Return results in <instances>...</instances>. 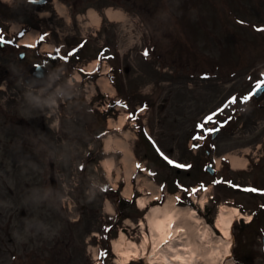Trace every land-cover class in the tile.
<instances>
[{
	"label": "rangeland",
	"instance_id": "obj_1",
	"mask_svg": "<svg viewBox=\"0 0 264 264\" xmlns=\"http://www.w3.org/2000/svg\"><path fill=\"white\" fill-rule=\"evenodd\" d=\"M107 1L85 0L84 7H101L109 4ZM156 1L161 3L154 5ZM186 1L191 3L192 0ZM181 3L182 0H119L118 7L115 6L114 9L123 12V18L118 19L114 27L117 29L112 37L115 39L112 47L115 57L109 63L114 66L110 80L119 89L112 95L106 94L105 98L118 97L116 102L122 104L120 107L125 106L123 99L130 108L141 105L142 110L133 115L135 118L127 119L128 122L132 119L131 124L120 129L116 125L118 118L125 116L127 110L119 107L111 116L106 115L104 140L99 144L94 143L86 132L88 125L89 131L96 136L102 126L101 117L97 119V111L93 108L94 102L91 105L86 103L83 85L76 83L67 88L73 112L81 109V114L73 115V135L66 141L50 134L48 129L42 130L40 122L45 114L60 116L56 109L59 107L56 96L52 92H41V95L27 93L23 97V105L18 108L22 123L34 124L36 139L40 137L49 144L44 145L45 150L35 149L39 159L11 160L8 173H4L8 189L5 191L4 186H0V264H30L23 246L29 243L28 248H35L29 236L36 233L43 234L40 237L42 245L50 244L51 248H55L52 253L62 252L54 257L55 261L58 260L55 264L121 262L120 255L112 251V240L117 239L122 231L139 245L143 232L150 236V226L147 222L143 226L137 225L140 219L145 221L142 218L145 211L141 214L136 205L128 209L126 215L129 217L118 224L111 220L107 222L104 197L108 195L113 199L114 193L110 190L102 193L99 187L105 182L116 187L119 182L123 194L129 191L132 196L136 192L151 200L155 193L158 198L163 193V198L159 200L163 202L179 193L178 181L184 185L186 192L177 198L180 202L191 200L193 203L195 199V207L203 211L200 216L205 211L209 212L206 218L201 217L212 228L215 238L221 234L215 227L220 204L241 203L248 213L258 210L256 220L249 225L235 221L230 237L232 256L225 259L224 264H264L260 239L264 234V210L257 207L263 202L264 193L257 190L252 191L255 195L242 193L220 182L217 185L213 182L220 176L219 179L233 178L234 183L252 185L254 189L264 185V96L262 100L251 95L246 100L243 97H247L250 84L262 79L264 72V0H197V10L192 11L189 5L190 12L178 15L177 7ZM16 4L13 3V6ZM82 7L76 12L82 14L79 29L85 32L94 24L87 25ZM16 10L15 15V9L7 13L10 14L8 21L17 19L13 22L24 20L37 25L34 20H41L44 29L50 24V28L56 30L59 23L65 27V22L55 14L49 21L50 18L35 16L30 9L27 13ZM112 28L111 24L103 25V31H111ZM65 30L69 31L70 25ZM54 33L52 41L56 37ZM46 39L48 43L52 42ZM70 39L69 44H73L77 38ZM87 54L84 53L83 58H87ZM80 57L78 66L86 62ZM14 65L18 66L17 63ZM20 88L24 89L17 87ZM62 90L65 91L64 87ZM29 97L41 102L32 103ZM54 97L55 103L46 102L54 100ZM233 97L239 100L231 108ZM83 113L88 123L83 120ZM212 113L215 116L206 122L205 117ZM198 122L203 124L202 129H198ZM211 128H219L213 138L212 132L207 131ZM192 132L195 135L188 138ZM200 138L203 140L201 143L198 141ZM108 139L109 147L106 146ZM122 141H125L126 149L119 146ZM98 147L113 151L107 154L103 148L97 150ZM226 153L246 156L249 159L247 170L233 173L228 161L223 158ZM49 155L55 164L59 187L55 196L49 184ZM103 157L113 158L110 174L100 163ZM122 157L128 159L132 172L129 177L126 176ZM220 157L221 161L217 160ZM168 160L174 163L170 164ZM131 162L134 165L132 169ZM145 164L154 170V176L152 172L147 175ZM176 164L190 167H176ZM207 164L218 171L209 174L205 169ZM177 169L180 170L178 174ZM206 183H211L210 187H204ZM174 190L176 192L172 194ZM201 196H206L207 208L204 206L202 209L198 205ZM49 198L51 201H48ZM177 198L174 201L178 205ZM34 206L50 210L53 218L38 219L33 213ZM22 210L26 216L20 215ZM64 236L68 238L67 252L57 248V242L66 238ZM110 240V252L101 251L100 247L109 244ZM140 252L141 246L139 255ZM22 253L26 255L24 260ZM95 254H98V260ZM39 264L51 263L43 259ZM130 264H144V261L140 259Z\"/></svg>",
	"mask_w": 264,
	"mask_h": 264
},
{
	"label": "bare ground",
	"instance_id": "obj_2",
	"mask_svg": "<svg viewBox=\"0 0 264 264\" xmlns=\"http://www.w3.org/2000/svg\"><path fill=\"white\" fill-rule=\"evenodd\" d=\"M107 14L110 18L123 17V13L119 10L108 9ZM35 37L34 33H30L27 37L25 36L23 41L33 44ZM94 63L89 69L95 65ZM104 74L105 72L101 73L99 78L102 91L113 92V87ZM125 120L126 116L119 119L116 124L119 129ZM121 143L119 146L125 148L123 141ZM106 146L109 147V140H107ZM228 157L233 166L245 165V159H240L236 155H228ZM102 163L110 172L113 166L112 159H104ZM123 163L126 174L129 175L128 159L123 157ZM132 166L131 162V168ZM125 194L128 195L129 191ZM152 197L155 198L156 193ZM147 201L145 196H139L137 198L138 207L143 208ZM205 201L206 199L203 197L200 203L203 204ZM106 209L112 211L108 201ZM240 216L248 218L249 214L244 215L236 206L220 205L216 217V227L221 234L215 238L212 228L197 215L196 209L178 206L174 203L173 197L169 196L162 204L151 205L146 212L145 218L150 225V236L143 233L141 243L138 245L121 231L118 239L113 240V248L123 258V264L131 262L128 261L129 258L139 256V246H141L143 257H147L145 264H224V260L231 256V224L236 217ZM139 224L144 225V222L141 220ZM150 241L152 246L151 249H148L147 245Z\"/></svg>",
	"mask_w": 264,
	"mask_h": 264
},
{
	"label": "flooded vegetation",
	"instance_id": "obj_3",
	"mask_svg": "<svg viewBox=\"0 0 264 264\" xmlns=\"http://www.w3.org/2000/svg\"><path fill=\"white\" fill-rule=\"evenodd\" d=\"M4 54L6 56H13L14 54V50L13 49H8L6 51H4ZM29 55L26 54V56H24V58H28ZM24 62H27L26 65H22ZM36 62H29L28 60H23L20 59V62H18V66L16 68V66L13 67H9V68H5V73H6V77L8 78V80L10 82H13L14 80H19L22 79V77L27 73V71L30 69V67ZM57 78H60V76H57ZM15 93H17L18 95V101H20L22 99V94L24 93L23 89H18L14 91ZM8 93V91L6 93H1L0 94V100L2 103H0V144L2 145H6L7 144V140H8V136H9V131H8V123L10 120L13 119V121L16 120L17 115L14 114V110H12V108L10 109V104L9 102L11 100H9V96H6V94ZM12 96V95H11ZM16 108L19 107V102H16ZM14 105H11V107H13ZM64 110H68V107L66 106L64 108ZM65 116L68 117V114L65 113ZM66 123L70 122V119H65ZM7 148L4 147V153L7 154Z\"/></svg>",
	"mask_w": 264,
	"mask_h": 264
},
{
	"label": "snow or ice",
	"instance_id": "obj_4",
	"mask_svg": "<svg viewBox=\"0 0 264 264\" xmlns=\"http://www.w3.org/2000/svg\"><path fill=\"white\" fill-rule=\"evenodd\" d=\"M70 54H71V53H70ZM146 54H147V53H146ZM259 88H260V83H257V85H256V89H259ZM250 95H251V94H250ZM235 99H236V98L233 97V98H232V101L234 102ZM244 99H248V97H245ZM117 103H119V102H117ZM141 110H142V109H141ZM217 111H220V110L218 109ZM214 116H215V113L210 114L209 116L205 117V121H206V122H207V121H211V120L213 119ZM132 118H135V117H132ZM197 127H198V128H202L203 125L198 124ZM207 131H208V132H214V131H217V129H216V128H211V129H207ZM197 138H199V137H194V139H197ZM165 159H167V157H165ZM168 163L173 164L174 162L171 161V160H168ZM175 166H176V167H181V168H184V167H190V166H188V165H179V164H176ZM214 183H218V181H216V182H214ZM193 191H196V190L194 189ZM245 191H256V189H245Z\"/></svg>",
	"mask_w": 264,
	"mask_h": 264
},
{
	"label": "clouds",
	"instance_id": "obj_5",
	"mask_svg": "<svg viewBox=\"0 0 264 264\" xmlns=\"http://www.w3.org/2000/svg\"><path fill=\"white\" fill-rule=\"evenodd\" d=\"M28 100L32 103H36V104H39L41 101H39L38 99L36 98H32V97H29ZM47 103L49 104H53L55 103V100H52V101H46Z\"/></svg>",
	"mask_w": 264,
	"mask_h": 264
}]
</instances>
